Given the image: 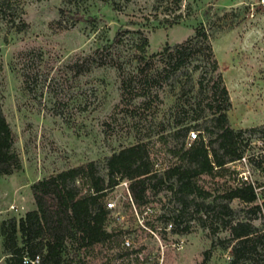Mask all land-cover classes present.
I'll return each instance as SVG.
<instances>
[{
  "label": "rangeland",
  "instance_id": "1",
  "mask_svg": "<svg viewBox=\"0 0 264 264\" xmlns=\"http://www.w3.org/2000/svg\"><path fill=\"white\" fill-rule=\"evenodd\" d=\"M18 3L11 19L0 16V105L21 165L0 178V228L35 209L34 181L91 161L106 178L104 160L124 147L146 143L158 172L176 164L172 151L186 149L188 133L198 134L212 114L207 102L217 74L228 92L230 126L245 130L264 125V0ZM11 20L24 22L26 29L16 31ZM199 24L208 36L216 72L208 59L194 56L162 79L169 69L163 50L193 39ZM139 37L148 40L142 60L136 49ZM249 135L244 160L228 165L236 174L197 179L210 194L205 206L224 203L219 196L243 178L260 184L256 204L264 202V170L248 160L253 156L256 161L264 149L257 133ZM127 187L123 180L108 192L106 202L114 201L113 217L130 231L129 243L137 226L149 222L156 228L151 237H137L144 248L139 257L148 254L157 264H233L229 231L216 213L207 208L198 212L190 204L174 233L170 224L181 206L167 184L156 194L148 192L149 203L134 218L124 205ZM228 207L232 222L250 221L264 229L262 208L253 215L251 206L238 200ZM16 237L20 245L18 233ZM4 260L0 236V264ZM236 264H264V253Z\"/></svg>",
  "mask_w": 264,
  "mask_h": 264
},
{
  "label": "trees",
  "instance_id": "2",
  "mask_svg": "<svg viewBox=\"0 0 264 264\" xmlns=\"http://www.w3.org/2000/svg\"><path fill=\"white\" fill-rule=\"evenodd\" d=\"M15 9H20L18 0H0V16L3 19H11ZM11 26L18 32L27 27L24 22L14 23L13 20ZM194 31L193 39L163 50L162 53L169 57V69L162 79L183 68L194 56L208 59L211 71L216 72L217 62L203 25L199 24ZM197 37L201 40L196 41ZM147 47L148 40L139 37L136 49L140 60ZM162 53L160 55H164ZM148 84L149 80H145V87ZM145 87L141 89L143 93ZM209 91L207 107L212 113L210 118L203 122L196 139L186 149L181 147L172 151L178 162L162 172L154 169L147 144L140 142L124 147L104 160L106 178L99 174L98 166L91 161L34 181L30 191L35 209L26 212L17 222L10 219L0 228L5 263L25 264L24 259L33 260L38 256V264H115L118 260L121 264H157V258L148 254L139 257L144 248L142 244H137V237L152 236L156 231L154 225L145 222L143 226H137L135 237L125 246L130 231L119 225L113 217V210L106 207L108 192L123 180L128 182L124 205L132 218L135 214L141 215L142 209L149 203L148 192L156 194L167 184L181 206L170 224L174 233H179L175 228L182 211L193 204L198 212L207 208L222 218L221 226L230 235L227 243L231 246L233 264L261 256L264 253V229L255 227L250 221L232 222L228 207V202L238 200L250 205L248 211L253 215L261 208L264 211V202L256 204L258 194L255 189L260 184L236 179V185L219 196L225 202L215 208L204 205L210 194L203 190L197 179L201 176L216 178L236 174L228 165L240 162L245 156L247 134L257 133L256 139L264 149V125L245 130H235L230 126L227 116L230 102L220 74H217ZM200 114L194 119H198ZM188 130H184L183 136ZM252 157L248 160L263 171L264 155L256 157V161ZM20 169L18 155L13 149L12 132L0 105V178ZM198 198L201 202H196ZM188 227L184 226L183 231ZM16 233L19 234L20 245Z\"/></svg>",
  "mask_w": 264,
  "mask_h": 264
},
{
  "label": "built area",
  "instance_id": "3",
  "mask_svg": "<svg viewBox=\"0 0 264 264\" xmlns=\"http://www.w3.org/2000/svg\"><path fill=\"white\" fill-rule=\"evenodd\" d=\"M196 136H197V134H196V132H194V131H190L189 133H188V140L191 142V141H193L194 139H196ZM241 160H244V157L241 159ZM242 180H248L247 178H243ZM253 184V183H252ZM254 185V184H253ZM257 189L258 188H256L255 189V191L257 192ZM127 190V189H126ZM106 207L108 208V209H111V210H113L114 208H115V203H114V201H108V202H106ZM118 219V218H117ZM124 245L125 246H128L129 245V242H128V240H126L125 241V243H124ZM38 262H39V257L38 256H35V258L33 259V260H26V259H24V261H23V263H30V264H38Z\"/></svg>",
  "mask_w": 264,
  "mask_h": 264
}]
</instances>
